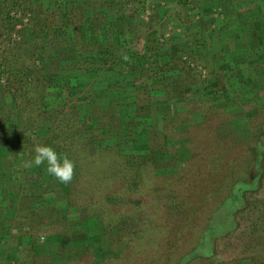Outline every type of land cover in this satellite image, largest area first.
Masks as SVG:
<instances>
[{
	"label": "trees",
	"instance_id": "1",
	"mask_svg": "<svg viewBox=\"0 0 264 264\" xmlns=\"http://www.w3.org/2000/svg\"><path fill=\"white\" fill-rule=\"evenodd\" d=\"M153 1L155 3L151 7V0H12V8L9 7V0H3V6L0 7V21L7 32V36L0 43V77L5 78V91L12 97L11 105L3 106L0 110L3 119L0 128L17 138L15 142L12 137L7 140L0 139V149L2 150L1 146L4 149H14L18 153L19 161L31 158L35 144L45 143L74 160L82 178L66 184L58 181L62 188V197L69 205L75 204L76 201L81 205L88 195L94 194V203L99 205L88 203V207L96 206L100 213L91 211L89 214L98 212L109 234L112 228H120L122 233H118L119 238L125 237L123 228L128 219L116 208L110 209L107 206L109 203H103L107 198L106 193L118 197L129 196L132 192L155 196L159 194L156 190L158 185L160 186L159 169L167 162L173 164L174 160L165 159L168 156L165 157L164 152H169L170 149L165 142L162 144L160 141L164 131L157 127V120L171 121L173 129L170 133H165L168 134L167 137L176 133L175 129L181 126L183 118L177 110L183 109V106L189 103L187 101L192 98V93L199 90L200 82H209L211 79L201 74L202 71L197 68L198 64H203L209 73H214L215 80L219 83V91H223L228 84L233 85L231 77L225 75L229 73L227 65L233 64L234 70L230 73H240L239 70L244 68V60H236L238 57L234 54L228 53L227 59L222 57L223 59L216 60V55H210L208 52L210 42L221 44V48L223 44H229L230 39L235 42L239 40L243 51L264 57V9L260 7L263 0H251L248 4L253 3L257 8L250 9V14L243 18L236 14L230 21L223 20L222 22H226L221 26L223 33L218 36L212 33L215 30L208 31L210 23H205L199 28L205 36L204 41L201 40V44H197L199 49L186 46L189 48L186 51L179 45H174L175 48H172V44L164 47L174 40L165 36V28L151 30L153 26L149 25L145 16H151L153 10L155 15L162 19L166 11L160 0L157 3L156 0ZM179 1L177 0L175 5L177 8L190 2ZM203 2L204 8L200 13L216 4V0ZM227 6L228 2L225 4V7ZM13 9H17L15 15L11 14ZM202 18L201 16L200 19ZM213 24L219 25L214 20ZM224 28L229 32L225 34V38ZM138 38H142L141 42L145 45L141 50L136 48L137 44H132ZM204 48L207 52L202 53ZM241 55L243 56L242 53ZM219 66L223 70L219 69ZM262 69L264 70V65ZM183 73H198L199 77L190 79ZM153 82L158 84L155 89ZM157 98H165L174 107L176 105L175 112L166 110L167 115L165 112L154 113V100ZM82 108L85 109L84 113L81 112ZM108 113L110 124L102 120V114ZM10 115L16 117V122H9ZM97 116L100 122L95 123L94 117ZM113 119L119 122L114 124ZM197 122L196 125H191L194 129L198 128L202 132L205 131L203 128H208V121L203 124ZM191 126L189 132L192 131ZM150 132L153 133L154 141L149 137ZM163 137L165 138V135ZM124 139L127 141L126 147V144H123ZM256 140L257 144L249 148L252 150L250 156L241 159L237 156L239 160L236 162L234 158L226 160L221 155L223 163H220L222 159L214 161L210 167L204 169L207 175L202 168L195 167V157L187 162V166L184 167L182 162V166L179 165V169L177 167L170 186L172 194L168 198L170 210H182L181 207H184L181 213L185 212L182 221L187 225L192 220L199 219L200 222L192 226H197L200 230L198 237L196 235L190 238V242L194 241V244L188 247L190 251L175 257L176 264H187L194 260L190 259V256L196 259L220 253L224 239H228L230 245L234 239L243 243L249 237L264 231V199L260 203L262 208L259 209L261 216L258 219L243 215L253 212L247 201L251 200L255 191L263 188L264 183V144L261 138ZM92 150L94 152H91ZM157 153H161L160 161L157 160ZM217 155L219 152H215V156ZM0 158L2 159V155ZM176 163L175 160V166ZM45 180L37 181L35 190L38 192L33 195L36 207L46 209L47 215L53 217L52 221H62V225L60 222L59 224L63 228H70L68 220L71 219L66 215V210L53 204L54 199L48 200L52 198V194L45 197L48 184ZM203 180L207 184L204 186L200 182L198 186L199 181ZM1 181L3 178L0 175V187ZM220 181L228 183L221 182L224 185H219ZM11 190L14 191L12 185ZM197 192L205 193L206 197L201 200H207L201 219L200 212L197 215L194 208L188 207L192 200L190 197H195ZM233 193L239 194L240 200L234 207V230L216 244L212 254L189 255L207 230L213 211ZM9 196V200L13 201L12 193ZM260 204L256 206L259 208ZM108 208L109 215L105 214ZM157 211L159 212L156 210L154 213L158 214ZM116 212L120 215L118 220L115 218ZM56 216L58 219H55ZM139 217L145 226L149 225L145 223L143 216ZM172 218L170 215L165 220L161 215L155 218V222L156 225L167 223L168 219ZM36 227L24 228L22 238L26 237L28 242L32 243L36 232L43 228L41 221H38ZM71 228H74V225ZM144 228L149 232L141 234V242L155 243L152 241L157 234L150 231L152 227ZM73 238L74 232L60 235V254H66L73 249L70 245ZM178 241L185 244L188 239L182 238ZM180 245L170 244L169 247ZM180 249L182 251V248L175 251ZM184 251L186 249H183ZM252 258L258 261L252 264H264L263 259H257L255 256Z\"/></svg>",
	"mask_w": 264,
	"mask_h": 264
},
{
	"label": "rangeland",
	"instance_id": "2",
	"mask_svg": "<svg viewBox=\"0 0 264 264\" xmlns=\"http://www.w3.org/2000/svg\"><path fill=\"white\" fill-rule=\"evenodd\" d=\"M189 1L186 6L181 7L179 5L177 8L175 7L177 0H160V4L165 5L164 9L166 10L163 13L162 19L158 18L153 10L151 11V16H145L149 21V25L153 26L151 30L161 27L164 30L165 28L163 31L165 36L174 39L164 47H169V44H172V48H175L174 45H179L185 51L189 48L199 49L197 44L201 40L204 41L203 37H205L201 33L202 30L199 29L202 25L210 23L207 28L208 31L215 30L212 33L218 36V34L223 33L221 26L226 23L222 22L223 20H231L236 14L240 16L239 18H243L245 15L250 14L248 12L250 9L256 7L253 3L248 4L251 0H216V4L212 8L209 7L204 13H200V10L204 8L202 6L205 0ZM219 1L220 3L218 4L217 2ZM263 1L260 7L264 9ZM9 2V7H12V0H9ZM157 2L159 1L156 0ZM227 2L228 6L225 7ZM150 3L152 7L155 2L151 0ZM2 6L3 0H0V7ZM16 10L13 9L11 14L15 15ZM201 16L203 17L202 20L200 19ZM213 20L219 23V25H214ZM224 31L225 38L229 32L226 29ZM6 36L7 32L0 21V43H2ZM141 39L138 38L132 42L135 46L137 44L136 48L139 50L145 46L141 42ZM209 39L211 38L209 37ZM29 41L31 46V40ZM228 42L229 44H223L221 48V44L210 42L208 52L210 55L215 54L216 60L223 59L222 57L225 59L228 53L234 54L236 58L238 57L236 60L240 58V60H244L243 63L245 65L243 69L239 70L240 73H230L231 70H234L233 64L227 65L229 73H225V75L231 77L233 85L228 84L229 86H225L223 91H219V83L215 80L214 73H209L208 68L202 66L203 64H198L197 68L202 71L201 74L211 79L209 82H200L199 90L192 93V98L187 101L189 103L183 104V109L177 110L180 111L179 113H181V117L183 118L181 119V126L175 129L176 133L171 135V137H167L168 134L166 135L165 133H170L173 129L171 121L157 120V127L164 131L162 137L165 135V138L163 137L164 139H162L161 137L160 141L162 144L165 142L170 149L169 152H164L166 153L165 157L168 156L165 159L173 158L174 162L175 160L177 162V166L174 165V162L173 164L167 162V164H163L160 167V174L158 175V184L160 186L158 185L156 189L159 194L155 196L132 192L129 196L123 195L118 197L106 193L107 198L103 203H109L107 206L110 209L114 210L116 208L118 212L120 211L128 219L126 226L123 228V235L125 237L119 238L118 233H122L120 228L118 230L112 228L111 234H109L107 229L105 230L98 214L99 211L95 208L99 203H94L96 201L94 194L88 195L87 200L81 205L76 200H74L76 202L73 204L76 207H73L71 204L69 205L66 199L62 197L61 185L56 178L46 172L45 165L42 164L38 167L33 166L30 168L25 167V162L31 160L34 153L30 155V159H19L18 161V153L14 149H9V147L4 149L1 146L0 175L3 181H1L2 185L0 187V264H176L175 257L178 254L190 251L188 247L194 244V241L190 242V238L196 236L200 230L197 226L195 228L192 225L200 221H198L199 219H194L186 225L182 221L185 212L181 214L185 209L184 207H181L182 210L178 208H175V211L170 210L171 205L168 202V198L172 194L170 186L174 181L177 167L182 162L184 167L187 166V162L192 157H195V163L197 164H194L195 167L202 168V170L210 167L214 161L222 159L221 155L223 159L234 158V161L238 162L239 159L247 158V156L251 155L252 150L249 148L257 144V138H261L264 144V70L262 69L264 57L262 58L259 54L251 55V53L243 51L240 44L241 41L239 40L235 42L230 39ZM186 46L189 48H186ZM201 52L205 53L207 50L204 48ZM184 56L186 57V55ZM243 57L245 59H242ZM219 69L223 70L222 67ZM243 70L248 73H243ZM183 75H186L190 79L199 77L198 73H183ZM2 77H0V110L3 106H10L12 103V97L8 96V92L5 91V78ZM152 84H154V89L158 87L157 83L153 82ZM154 101L153 111L157 114L165 112V115H167L166 110H173L175 112V108L177 107L176 105L174 107L165 98H157ZM84 111L85 109L82 108L81 112L84 113ZM102 115V120L110 124L111 120L107 116L109 113ZM1 116L2 111H0V127H2L3 122ZM97 117H94L95 123L100 122L98 121L100 118ZM9 118V122L10 120L16 122L15 116L10 115ZM197 121L202 122V124L208 121V128H203L205 131L202 132L198 128H195V130L192 126L196 125ZM113 122L115 124L119 121L113 119ZM100 125L102 124L100 123ZM5 126L7 127V125ZM190 126L191 132L188 131ZM12 136L13 134H9V132L0 128V139L7 140ZM149 137L153 141L155 140L152 132H150ZM12 138L14 142L17 141L15 136ZM123 144H126V147L127 141ZM120 146H122L121 143ZM213 151L214 153H211ZM91 152H94V150ZM215 152H219V155L215 156ZM157 155V160L160 161L162 159L161 153H157ZM211 155L213 156L211 157ZM237 156L239 159L236 158ZM223 159L220 163H223ZM19 162L20 164H18ZM206 172L204 170L205 175H207ZM196 174L199 176L198 173ZM250 174H252V171ZM46 178L47 180H45ZM81 178L82 173L75 164L74 176L71 182H77ZM40 180L48 181L45 197H50L52 194V198H48V200L53 201L54 199L53 204L59 209L66 210V215L71 219L68 220L70 228H63L61 226L62 221H59L61 225L58 220L52 221L54 219L47 215L46 209H43L41 206H39L40 208L36 207L33 195L38 192L35 188L37 187V181ZM200 182L204 186L207 184L203 180L199 181L198 186L201 184ZM221 182L228 183L220 181L219 185H224ZM11 185L14 187L13 192ZM11 193L14 197L13 201L9 200ZM204 196L205 193H198L195 197H190L192 200L188 205V207L194 208L197 215L201 213L200 219L206 210L204 206L207 203H205L206 199L201 200ZM238 196L239 194L235 195V193L227 196L221 205L213 211L208 221L207 230L204 231L203 237L189 255L212 254L216 244L220 243L222 238L234 230L236 226V211L234 207L240 201ZM250 199V201H247L249 207L253 209V212L256 211L251 214L250 212L248 214L246 212L243 215L244 217L258 219L261 216L259 209L262 208V204L260 203L264 199V183L263 188L260 191H255ZM88 203H94L96 206L88 207ZM258 204H260L259 208L256 206ZM109 208L105 210V214L109 213ZM156 210H159V212L157 211L158 214L154 213ZM91 211L98 212L89 214ZM118 212L115 213L117 220L120 219ZM153 214L155 215L153 216ZM140 215L145 219V223H149V225L145 226L143 224L139 217ZM161 215H163L165 220L170 215L173 218L168 219L167 223H160L158 221L160 224L156 225L155 218L161 217ZM55 219H58V216ZM38 221H41L43 228L36 232L34 241L30 243L28 242V238H22L23 229L36 227ZM168 224L169 226H167ZM73 225L74 228H71ZM148 226L152 227L150 231L157 234V236H154V240L152 241L155 243L148 242L144 244V242H141L143 241L141 234L149 232V230L144 228ZM36 228L34 229L37 230ZM34 229L33 233L35 232ZM71 232H74V238L70 242L73 249L66 254H60L58 250L60 235ZM182 238H187L188 241L185 244L179 242L178 239L182 240ZM228 242V239L222 241V251L220 253L196 259L190 256V259L194 260L189 261L187 264H252L253 262H258L252 258L253 256L264 260V231L258 232L252 238L249 237L243 243L241 241L237 242L235 239L232 245L228 244ZM169 243L181 245L170 248ZM178 248H182V251L181 249L175 251ZM183 249H186V251L183 252Z\"/></svg>",
	"mask_w": 264,
	"mask_h": 264
},
{
	"label": "clouds",
	"instance_id": "3",
	"mask_svg": "<svg viewBox=\"0 0 264 264\" xmlns=\"http://www.w3.org/2000/svg\"><path fill=\"white\" fill-rule=\"evenodd\" d=\"M31 160L25 162V167L46 166V172L56 178L60 183L66 184L72 181L75 170V162L67 155L59 153L52 145L37 143L33 147Z\"/></svg>",
	"mask_w": 264,
	"mask_h": 264
}]
</instances>
